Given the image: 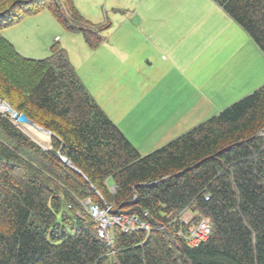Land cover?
I'll return each instance as SVG.
<instances>
[{"label":"trees","instance_id":"trees-1","mask_svg":"<svg viewBox=\"0 0 264 264\" xmlns=\"http://www.w3.org/2000/svg\"><path fill=\"white\" fill-rule=\"evenodd\" d=\"M213 1L264 54V0ZM42 10L90 48L109 27L85 18L73 0H0V31ZM49 52L22 56L0 32V99L54 133L44 148L0 111V264H264V83L140 154L66 49L54 42ZM85 199L151 228L114 226L107 243ZM185 208L194 224L210 220L208 238L195 247L176 233Z\"/></svg>","mask_w":264,"mask_h":264},{"label":"crops","instance_id":"crops-1","mask_svg":"<svg viewBox=\"0 0 264 264\" xmlns=\"http://www.w3.org/2000/svg\"><path fill=\"white\" fill-rule=\"evenodd\" d=\"M73 1L85 18L109 27L95 48L64 28L53 42L74 48L68 56L74 68L85 66L83 84L140 154L264 82V54L213 0Z\"/></svg>","mask_w":264,"mask_h":264},{"label":"rangeland","instance_id":"rangeland-1","mask_svg":"<svg viewBox=\"0 0 264 264\" xmlns=\"http://www.w3.org/2000/svg\"><path fill=\"white\" fill-rule=\"evenodd\" d=\"M125 5H127V3ZM116 10L120 11V8ZM112 17L113 15L110 10L107 13L106 17H104V20H108L110 22V20H112ZM48 21H51L53 26H50L47 23ZM0 32L6 39H8L14 45L17 52H19L22 56H25L28 58H34V59H41V58H45L46 56H48L50 53L49 47L54 41V36L55 35L60 36L62 33H66L63 30V27L55 20V18L52 16V14L48 10H42L37 14L26 16L19 23L13 26H10L6 29H3ZM71 35L73 37L72 39L74 38L76 39V36H74L73 34ZM59 45L62 46L60 43ZM70 49L74 50L73 47H70ZM70 49H66L68 50L67 53L71 52V51L69 52ZM76 68H78L77 74L79 78L81 79V81L83 82V78L81 74L83 71L86 70V68L84 65L82 67H75V69ZM261 85H259L258 87H260ZM246 94L242 95L241 97L245 96ZM241 97H239V99ZM18 126L22 130L28 132L26 128L23 126V124L18 123ZM36 134H39V136L42 135V134L40 135V133L38 132H36ZM202 218H205V217H202Z\"/></svg>","mask_w":264,"mask_h":264},{"label":"built area","instance_id":"built-area-1","mask_svg":"<svg viewBox=\"0 0 264 264\" xmlns=\"http://www.w3.org/2000/svg\"><path fill=\"white\" fill-rule=\"evenodd\" d=\"M111 189L113 190V188ZM84 204L87 205L89 216L96 223L98 236L105 239L107 243L111 242V231L114 226H118L123 232L139 230V227L146 232L148 229L150 230V225L146 220L142 222L136 221L132 214H114L112 204L100 207L95 203H89V199H86ZM189 220L184 213L180 216V221L184 225L188 224ZM209 233L210 224L207 218H202L195 225L187 227L185 232L183 229H178L177 231V234L179 236L184 235L187 243L192 246L204 241Z\"/></svg>","mask_w":264,"mask_h":264},{"label":"water","instance_id":"water-1","mask_svg":"<svg viewBox=\"0 0 264 264\" xmlns=\"http://www.w3.org/2000/svg\"><path fill=\"white\" fill-rule=\"evenodd\" d=\"M0 111L5 112L8 115H10L11 119L16 122L23 124V126L28 131L27 133L31 134V136L40 143L44 148H50L51 147V137L54 136V133L50 130H47L43 128L42 126L37 125L32 120H30L27 116H25L23 113L18 112L14 110L8 102L5 100L0 99ZM33 130H37L41 133H43V136H39V134H35ZM264 133V129L262 130ZM46 136V137H45ZM60 159L67 164L68 166L72 167L76 172L81 173L78 168L72 166L71 162L65 157L60 155Z\"/></svg>","mask_w":264,"mask_h":264},{"label":"clouds","instance_id":"clouds-1","mask_svg":"<svg viewBox=\"0 0 264 264\" xmlns=\"http://www.w3.org/2000/svg\"><path fill=\"white\" fill-rule=\"evenodd\" d=\"M109 188H110L111 191H113L114 188H115V185L112 186V187L109 186ZM111 188H113V190H112ZM183 213H184V214L190 219L189 222H188V224H185V225H184L183 223H181V221H180V216H181ZM193 216H194L193 211H192L191 209L185 208V209L180 213V215L177 217V220H178L179 223H180V227H179V229H183L184 232H185L186 229H187V227H189V226H191V225H195L196 223H198V222L200 221L201 218H200L199 221L196 222L195 224L192 223V218H193ZM205 218H207V219L209 220L208 217H205ZM209 224H210V220H209ZM176 233H177V232H176ZM177 235H178V234H177ZM208 236H209V235H208ZM181 237L185 240L186 244L189 245V244L187 243V241H186L184 235H181ZM207 238H208V237H207ZM207 238H206V239H207ZM206 239H205V240H206ZM205 240H204V241H205ZM201 242H203V241H201ZM201 242H200V243H201ZM200 243H199V244H200ZM199 244H197V245H195V246H198ZM189 246H190V247H195V246H192V245H189Z\"/></svg>","mask_w":264,"mask_h":264},{"label":"bare ground","instance_id":"bare-ground-1","mask_svg":"<svg viewBox=\"0 0 264 264\" xmlns=\"http://www.w3.org/2000/svg\"><path fill=\"white\" fill-rule=\"evenodd\" d=\"M34 131V133L36 134V132H38V133H40V135L42 134V135H44L43 133H41V132H39V131H35V130H33ZM41 135V136H42ZM86 201V199L82 202V203H84ZM89 203H92V202H90L89 201ZM85 205V207H86V209H87V205L86 204H84ZM113 213L114 214H128V213H116L115 211H113ZM134 217H135V219H136V221H139V222H142L143 221V219H141L138 215H136V214H132ZM202 219V218H201ZM137 224V223H136ZM138 225V224H137ZM151 228V227H150ZM139 230H141V228L139 227L138 228ZM147 231H149V229L147 230Z\"/></svg>","mask_w":264,"mask_h":264}]
</instances>
